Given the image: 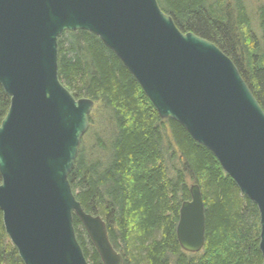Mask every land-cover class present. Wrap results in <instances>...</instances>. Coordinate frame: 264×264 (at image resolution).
<instances>
[{
	"label": "water",
	"instance_id": "95a60500",
	"mask_svg": "<svg viewBox=\"0 0 264 264\" xmlns=\"http://www.w3.org/2000/svg\"><path fill=\"white\" fill-rule=\"evenodd\" d=\"M89 32L113 51L164 120L206 147L258 207L264 264V110L231 59L182 33L157 0H0V86L10 97L0 125V210L24 264H90L84 227L102 264H123L100 216L84 212L69 182L94 101L60 82L59 37ZM180 208L185 253L205 247L201 188Z\"/></svg>",
	"mask_w": 264,
	"mask_h": 264
},
{
	"label": "trees",
	"instance_id": "16d2710c",
	"mask_svg": "<svg viewBox=\"0 0 264 264\" xmlns=\"http://www.w3.org/2000/svg\"><path fill=\"white\" fill-rule=\"evenodd\" d=\"M157 1L182 33L215 44L231 59L264 110V0ZM58 39L60 82L95 104L69 182L84 212L107 225L123 264H263L258 207L215 156L182 125L160 117L101 39L84 31ZM10 100L0 86V125ZM195 184L204 198L206 244L186 254L176 228ZM74 226L85 259L102 264L76 216ZM0 264H24L1 210Z\"/></svg>",
	"mask_w": 264,
	"mask_h": 264
},
{
	"label": "bare ground",
	"instance_id": "6f19581e",
	"mask_svg": "<svg viewBox=\"0 0 264 264\" xmlns=\"http://www.w3.org/2000/svg\"><path fill=\"white\" fill-rule=\"evenodd\" d=\"M187 254V253H186Z\"/></svg>",
	"mask_w": 264,
	"mask_h": 264
},
{
	"label": "rangeland",
	"instance_id": "374dc122",
	"mask_svg": "<svg viewBox=\"0 0 264 264\" xmlns=\"http://www.w3.org/2000/svg\"><path fill=\"white\" fill-rule=\"evenodd\" d=\"M96 109V108H95Z\"/></svg>",
	"mask_w": 264,
	"mask_h": 264
}]
</instances>
